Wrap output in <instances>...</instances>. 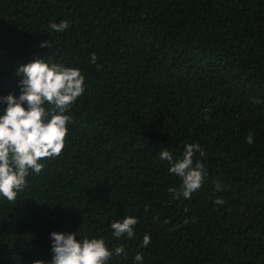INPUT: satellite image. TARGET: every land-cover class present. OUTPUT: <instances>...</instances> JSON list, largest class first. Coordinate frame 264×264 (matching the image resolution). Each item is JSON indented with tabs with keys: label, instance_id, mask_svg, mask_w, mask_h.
<instances>
[{
	"label": "trees",
	"instance_id": "trees-1",
	"mask_svg": "<svg viewBox=\"0 0 264 264\" xmlns=\"http://www.w3.org/2000/svg\"><path fill=\"white\" fill-rule=\"evenodd\" d=\"M37 59L79 69L84 92L62 154L0 196V264H52L53 232L124 247L107 264H264V0H0V116ZM189 144L204 181L176 199L158 156ZM125 217L131 240L111 228Z\"/></svg>",
	"mask_w": 264,
	"mask_h": 264
},
{
	"label": "clouds",
	"instance_id": "clouds-1",
	"mask_svg": "<svg viewBox=\"0 0 264 264\" xmlns=\"http://www.w3.org/2000/svg\"><path fill=\"white\" fill-rule=\"evenodd\" d=\"M50 28L63 32L69 28L67 21L52 23ZM45 42L41 47H49ZM96 56H91L92 62ZM21 95L17 98L8 95L2 98L7 105L5 114L0 116V196L14 202L17 195L26 187L29 170L39 174L44 165L40 161L59 157L64 148L68 133L66 125L70 117L65 115L84 92L85 78L79 69L63 67L59 64H48L44 59H37L18 68ZM47 103L51 111L44 107ZM27 105L25 108L24 105ZM248 144L254 142L253 136L246 138ZM196 152L203 155L199 144H189L180 160L173 161L172 154L164 149L159 159L167 161L170 172L181 178V190L169 189L175 198L181 196L190 199L204 181L203 164L193 167ZM217 188L220 185L217 184ZM223 204V200H217ZM138 220L125 217L122 221L113 222L111 228L116 238L127 236L133 239L134 227ZM52 240V264H107L115 255H126L122 246L110 251L103 239H77V233L50 234ZM150 237L145 235L142 247H147ZM34 264H44L35 261ZM135 264H143V255L135 256Z\"/></svg>",
	"mask_w": 264,
	"mask_h": 264
}]
</instances>
